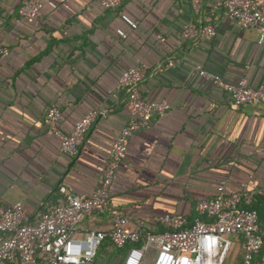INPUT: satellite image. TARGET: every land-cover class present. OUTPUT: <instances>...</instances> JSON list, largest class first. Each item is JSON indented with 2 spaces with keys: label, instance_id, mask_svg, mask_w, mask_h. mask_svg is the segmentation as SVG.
Masks as SVG:
<instances>
[{
  "label": "crops",
  "instance_id": "0c3cea01",
  "mask_svg": "<svg viewBox=\"0 0 264 264\" xmlns=\"http://www.w3.org/2000/svg\"><path fill=\"white\" fill-rule=\"evenodd\" d=\"M0 6V203H20L31 222L54 205L59 187L89 196L100 184L111 148L130 120L121 74L144 63L143 96L169 109L133 134L111 186V208L83 220L79 235L108 231L115 214L129 230L157 231L154 219L181 214L191 222L195 204L217 187L254 192L264 239V100L233 103L225 90L198 75L201 65L228 83L264 84L261 27L240 28L223 0H125L104 9L98 0H52L33 22L20 20L21 0ZM262 1V0H260ZM122 15L136 26L132 27ZM211 24L215 35L197 43L183 39L185 24ZM122 29L126 36H121ZM175 60L173 66L167 62ZM159 67L162 70H159ZM62 112L69 133L90 110L98 115L79 154L71 157L49 130L46 112ZM238 244V237L233 244ZM108 248L90 264H123ZM103 252V251H102ZM264 264V249L258 255Z\"/></svg>",
  "mask_w": 264,
  "mask_h": 264
},
{
  "label": "built area",
  "instance_id": "2783aa9c",
  "mask_svg": "<svg viewBox=\"0 0 264 264\" xmlns=\"http://www.w3.org/2000/svg\"><path fill=\"white\" fill-rule=\"evenodd\" d=\"M124 1L98 0V5L115 9ZM190 1L193 10L198 12L203 0ZM45 4L56 6L52 0H21L17 9L19 19L33 22L41 16ZM222 5L228 17L240 28L260 26L259 42L264 41V0H223ZM122 18L132 27L136 26L126 15ZM118 33L126 36L122 29H118ZM215 33L211 24L199 26L189 21L182 37L197 43L212 38ZM7 52L0 48V53ZM174 64L175 60H170L166 66ZM147 71V65L139 63L126 69L118 80V87L126 93L131 118L112 145L99 186L89 196L61 185L55 204L36 222L29 220L20 203H0V264H90L106 240L113 248L123 250V264H224L233 244L230 236L240 240L242 264H253L264 244L258 212L252 208L255 194L231 191L225 184L218 186L211 198L196 202L195 210L200 216L191 222L185 215L162 214L154 219L161 230H129L127 219L115 214L110 230H89L83 236L79 235L78 226L83 220L111 208V186L126 154L129 138L148 128L152 116H163L169 109L167 101L148 100L141 93L140 84ZM194 71L229 93L237 106L258 105L264 100V84L252 88L241 80L234 85L201 65L195 66ZM97 115V110H90L69 133H65L59 126L62 112L53 105L46 112V122L52 135L59 139L61 151L75 157ZM259 192L264 199V187Z\"/></svg>",
  "mask_w": 264,
  "mask_h": 264
},
{
  "label": "rangeland",
  "instance_id": "374dc122",
  "mask_svg": "<svg viewBox=\"0 0 264 264\" xmlns=\"http://www.w3.org/2000/svg\"><path fill=\"white\" fill-rule=\"evenodd\" d=\"M233 238H234L233 236H230V239L233 240ZM99 249H101V248H99ZM105 252H106V249L105 248H102L101 250H98L99 255L100 254L103 255V254H105ZM118 252L121 255L123 253V250H119ZM238 255H240V249H239L238 244H236V243L235 244H232V246L230 248V251L228 253V256H227L224 264H233L235 262L236 258L238 257ZM261 261H262L261 258H259V259L256 258V262L261 263Z\"/></svg>",
  "mask_w": 264,
  "mask_h": 264
},
{
  "label": "trees",
  "instance_id": "16d2710c",
  "mask_svg": "<svg viewBox=\"0 0 264 264\" xmlns=\"http://www.w3.org/2000/svg\"><path fill=\"white\" fill-rule=\"evenodd\" d=\"M56 199H57V196H56V198L54 200V204L56 202ZM253 208L254 209L257 208V210H260V208H258L257 206H253ZM111 247H113V246L111 245L110 241L109 240H106V241L103 242V244L101 245L100 248L101 249L102 248H105L107 250L108 248H111ZM101 249H99V250H101ZM263 249H264V244H263V247L261 248L260 252L255 256L254 261H253V264H255L256 258L263 251ZM98 255H99V253H97V257H98ZM97 257H96V259H97ZM242 262H243V256L240 254V255H238V257L236 258V260H235V262L233 264H242Z\"/></svg>",
  "mask_w": 264,
  "mask_h": 264
}]
</instances>
